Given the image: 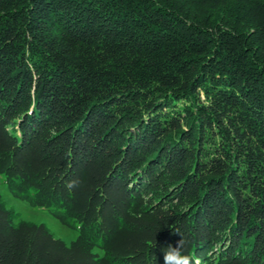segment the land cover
<instances>
[{
	"label": "trees",
	"instance_id": "16d2710c",
	"mask_svg": "<svg viewBox=\"0 0 264 264\" xmlns=\"http://www.w3.org/2000/svg\"><path fill=\"white\" fill-rule=\"evenodd\" d=\"M0 264H264V0H0Z\"/></svg>",
	"mask_w": 264,
	"mask_h": 264
},
{
	"label": "rangeland",
	"instance_id": "374dc122",
	"mask_svg": "<svg viewBox=\"0 0 264 264\" xmlns=\"http://www.w3.org/2000/svg\"><path fill=\"white\" fill-rule=\"evenodd\" d=\"M0 196L10 209L19 213L22 220L45 225L56 238L66 244H71L79 237L78 229L62 225L57 218L43 208L32 207L26 201L16 198L10 191L2 174H0ZM196 264H200V262L197 260Z\"/></svg>",
	"mask_w": 264,
	"mask_h": 264
},
{
	"label": "clouds",
	"instance_id": "9594fccd",
	"mask_svg": "<svg viewBox=\"0 0 264 264\" xmlns=\"http://www.w3.org/2000/svg\"><path fill=\"white\" fill-rule=\"evenodd\" d=\"M184 243L180 239L175 246L168 245L163 252V264H192V257L184 254Z\"/></svg>",
	"mask_w": 264,
	"mask_h": 264
}]
</instances>
